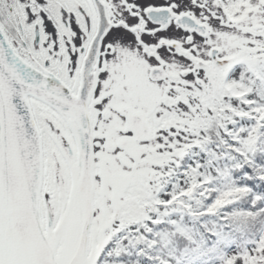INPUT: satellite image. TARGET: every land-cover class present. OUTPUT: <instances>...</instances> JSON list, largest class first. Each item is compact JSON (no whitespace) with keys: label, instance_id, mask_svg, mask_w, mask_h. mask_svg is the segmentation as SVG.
Returning <instances> with one entry per match:
<instances>
[{"label":"snow or ice","instance_id":"snow-or-ice-1","mask_svg":"<svg viewBox=\"0 0 264 264\" xmlns=\"http://www.w3.org/2000/svg\"><path fill=\"white\" fill-rule=\"evenodd\" d=\"M0 264H264V0H0Z\"/></svg>","mask_w":264,"mask_h":264}]
</instances>
